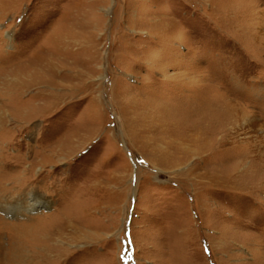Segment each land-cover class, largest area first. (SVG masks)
<instances>
[{
    "label": "rangeland",
    "instance_id": "1",
    "mask_svg": "<svg viewBox=\"0 0 264 264\" xmlns=\"http://www.w3.org/2000/svg\"><path fill=\"white\" fill-rule=\"evenodd\" d=\"M0 113V264H264V0H0Z\"/></svg>",
    "mask_w": 264,
    "mask_h": 264
},
{
    "label": "bare ground",
    "instance_id": "2",
    "mask_svg": "<svg viewBox=\"0 0 264 264\" xmlns=\"http://www.w3.org/2000/svg\"><path fill=\"white\" fill-rule=\"evenodd\" d=\"M200 101V100H199ZM194 102V101H193ZM192 102V103H193ZM199 105V103H198ZM214 105V104H213ZM190 106V105H189ZM192 106V105H191ZM217 106V105H216ZM199 107V106H198ZM189 108V107H188ZM213 109V108H212ZM230 110V109H229ZM162 111V110H161ZM191 111V110H190ZM202 111V110H201ZM200 111V113H202ZM195 112V110H194ZM174 113V112H173ZM172 113V114H173ZM1 114V113H0ZM195 114V113H194ZM204 114V113H203ZM181 115V113H180ZM184 115V114H182ZM226 115V114H225ZM224 115V116H225ZM1 116V115H0ZM161 116V115H160ZM174 116V115H173ZM227 116H230L227 114ZM235 116H236V119L237 121L239 122V126H238V130L236 132H232L231 129L228 128L229 125L233 124V119L230 117L229 120L227 119L224 120L225 122H222L223 120H220V118L222 119L223 115L221 116V114H219L216 109L214 110H211V113L209 114H206L202 119H200L199 121H197V123H192V124H188L186 129L182 128V132L180 133V135H178L179 138H177L178 140L180 141H186L188 138H193L194 136H198L200 135L201 138H205V139H209L210 141L207 142L209 143V146L211 148V146H214V145H217L219 146L220 144H226V143H229V144H233V141L231 142V140L234 138V135H237L239 132H243L244 131V134L243 135H256V134H260L263 132V126L260 124V122L258 121H255V122H252L251 124H248L247 123V126L245 125L244 121L243 120V115L240 113H235ZM163 117V116H162ZM161 117V118H162ZM224 118V117H223ZM194 120V119H193ZM197 120V119H196ZM195 120V121H196ZM209 121L211 123H213L212 125L209 124ZM222 123V124H221ZM227 125H226V124ZM241 123V124H240ZM245 126V127H244ZM247 127V129H245ZM233 129V128H232ZM2 131V130H1ZM246 132V133H245ZM231 135V136H230ZM170 136H173V135H170ZM216 136H219L220 138L218 140H214L213 137H216ZM236 139V138H235ZM3 141V140H2ZM247 143V141L245 142ZM7 145V144H6ZM233 149L236 148L234 146H232ZM1 149V148H0ZM219 150V149H218ZM4 151V150H3ZM158 152L166 157V155H169L170 152L171 153H179L183 156V158H186L185 156V150L182 149V148H179V147H174V146H171V147H166L164 148V150H158ZM230 152V151H229ZM160 155V156H161ZM232 163H230V165L227 167V172L228 174L225 175V178L230 181V183L232 182V179H236V177L234 175L231 176V174L238 170L239 168H241L243 165L246 164H249V167L250 168H257L258 171H261V161L259 158H256V157H250V154L248 153V150H246V148L242 147V148H237V150L234 151V155L232 156ZM180 161L179 160H172L170 161V166L172 165H177L179 164ZM181 164V163H180ZM245 167V166H244ZM247 168V167H246ZM27 172V171H26ZM25 173V172H24ZM215 173V172H214ZM243 172H240L239 174H241ZM245 173V172H244ZM24 175V174H23ZM244 176V175H243ZM262 176V175H261ZM260 175L259 176H256L254 179H251V181H256L258 179H260L261 177ZM238 179H241L242 177L241 176H237ZM14 180V178H12ZM17 179V178H16ZM15 179V180H16ZM14 180V181H15ZM18 180V179H17ZM22 179L18 180L19 181V185H20V182H21ZM24 182H25V178L23 179ZM12 181V180H11ZM238 181L234 182V184H237ZM22 184V182H21ZM26 184V183H25ZM241 184V183H239ZM23 187V186H21ZM28 187V186H27ZM21 189V188H20ZM21 197V196H20ZM29 197V198H28ZM14 199V198H13ZM18 199V198H17ZM41 199L43 200V202L41 204H47V201L44 200V198L42 196H40L39 193H37L36 191H31V192H28L27 195L24 197V199H18V201L16 200L14 204H10V203H7L4 201V204H7L8 207L12 208V212L15 214L19 213V212H33L36 210L37 208V205H38V200ZM0 205H3V203ZM2 208V207H0ZM21 226V225H20ZM24 226V225H23ZM27 226V225H26ZM20 228V227H19ZM40 229V228H39ZM14 231V230H13ZM21 231V230H19ZM24 232V231H22ZM16 233V232H15ZM41 233V232H40ZM12 234V233H11ZM10 234V235H11ZM14 234V233H13ZM25 234V233H24ZM23 234V235H24ZM28 234V232H27ZM26 234V235H27ZM32 234V233H31ZM21 236V234H19ZM12 236V235H11ZM13 238V237H12ZM16 238V237H15ZM19 238V237H18ZM22 238V237H21ZM42 238V237H41ZM16 240V239H15ZM12 241V240H10ZM14 241V240H13ZM25 241V240H24ZM17 242V241H16ZM19 243H17L15 245V247H18L19 249H22V247L25 245L23 240H18ZM11 243V242H10ZM11 245V244H10ZM14 247V245H13ZM13 247H9V248H13ZM26 249V248H25ZM11 250V249H10ZM13 250H11V253H12ZM3 252V251H2ZM19 252V251H18ZM14 253V252H13ZM24 253V252H23ZM9 254H10V251H9ZM18 254V253H16ZM13 257H11V259L9 258L8 256V263L6 261L7 264H11L13 259L17 256H14L12 255ZM4 257V256H3ZM22 263V262H21Z\"/></svg>",
    "mask_w": 264,
    "mask_h": 264
}]
</instances>
